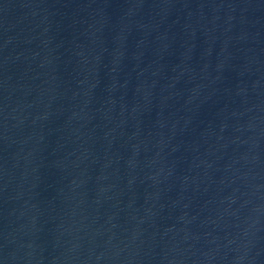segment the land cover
<instances>
[{"label": "water", "instance_id": "1", "mask_svg": "<svg viewBox=\"0 0 264 264\" xmlns=\"http://www.w3.org/2000/svg\"><path fill=\"white\" fill-rule=\"evenodd\" d=\"M0 264H5L3 236H2V224H1V213H0Z\"/></svg>", "mask_w": 264, "mask_h": 264}]
</instances>
